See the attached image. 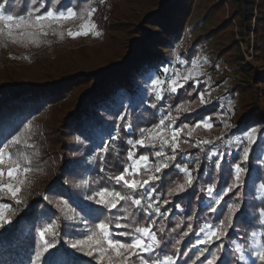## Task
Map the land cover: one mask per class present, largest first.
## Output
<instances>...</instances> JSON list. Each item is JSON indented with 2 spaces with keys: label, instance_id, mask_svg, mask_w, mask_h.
<instances>
[{
  "label": "rangeland",
  "instance_id": "obj_1",
  "mask_svg": "<svg viewBox=\"0 0 264 264\" xmlns=\"http://www.w3.org/2000/svg\"><path fill=\"white\" fill-rule=\"evenodd\" d=\"M93 1L95 4L81 3L77 7L67 6L62 9H56L54 5L47 10L58 12L73 8L80 12L85 7H95L92 20L97 25L99 36L89 34L75 39L69 37V30L77 31L80 24L84 23L73 19L59 25L53 24L48 35L40 38L39 44H29L27 47L0 37V87L18 84L43 87L65 75L108 73L114 68L119 70L120 78L126 83L124 87L115 88L95 105L89 103L85 95L90 93L97 80L82 81L60 101L47 104L40 113L28 116L22 130L14 134L21 135V144L11 145L6 151L15 158L29 156L34 170L26 174L27 181L18 194L17 198L22 203H15L6 191L0 193V203L6 202L9 205L4 210L5 220L10 222L20 211L26 210L34 195L40 193L44 185L57 179L62 186V190L53 188L43 196L49 211L56 213L57 217L33 225L35 244L40 245L37 253H41V256L39 260L37 256L33 257L31 264H54L49 261L54 250H63L68 256L77 255L94 264H108L107 258L101 261L96 253L88 256L71 246L76 241L85 240L101 221L110 224L114 239L128 242V238L120 233L130 229H117L115 223L119 217L121 224L133 225L127 206L132 204L131 201H121L116 209L95 203L98 191L104 188L119 191V185H123V182L117 185L112 179L117 174L109 169L105 154L113 148L118 132L122 128L130 129L134 111L149 107L151 101H163L172 92L173 80L178 81L176 90L181 85L190 84L195 94L194 98L188 96L177 106L169 108L167 113L171 120H167L166 124L181 128L178 139L183 134L193 140V145L198 140H207L211 158L220 159L225 155L229 161L239 155L242 161L243 148L248 146L245 133L251 128L257 129L256 142L252 144L257 147L254 170L245 187L235 188L224 196L219 206L215 204L216 195L233 183L237 162L226 169L232 177L226 188L219 189L222 177L214 171L210 184L202 189L203 198L200 203L205 213L199 225L200 235L197 233L192 249L198 253L204 251L203 264L221 244L223 247L217 253L218 257L226 250H232L240 264H261L254 252L258 251L260 243H264V135H261L264 120L252 117L244 124H237L241 115L254 103L264 107L262 95L255 97L256 89H261V84H254L253 73L254 70L260 73L259 67L263 61L254 59L252 36H249L250 46L247 47L239 36L240 28L236 20L230 21V5L224 0ZM5 11L17 13L8 5ZM225 22L229 24L221 28ZM134 50L135 56L128 61V67L123 66L128 53ZM193 60L197 61L195 70ZM164 69H168L167 73ZM193 71L201 74L193 75L185 81L183 77ZM111 79L107 76L108 83ZM156 79L164 83L153 86L152 82ZM201 93H204V104L200 102ZM212 103L218 104L215 117L220 119V128L214 127L209 117L202 120L210 121L211 128L203 125L195 127L202 120L194 124L177 123L183 115L206 108ZM185 124L190 127L183 128ZM166 132L165 128L161 134ZM12 136L2 141L0 148ZM168 137L171 139L170 133ZM129 140L132 139H128L127 143ZM29 144L32 147H28ZM149 146L146 139V146L141 148ZM131 163L127 159L124 168ZM210 163L213 165V162ZM148 165L153 167L150 160ZM143 168L142 164L135 178ZM4 182H8L7 176ZM209 187L214 189L211 197L207 192ZM230 204L241 205V211L233 217L232 226L224 229L227 235L230 231L235 238L229 240L225 235L213 243L210 249L198 244L197 241L203 238L211 226L220 227V222L228 215ZM88 207H101L107 214L100 222L90 224L86 220L89 215L85 213ZM213 207L216 208L215 212L210 210ZM241 215L246 218L249 227L239 225ZM31 228L27 223L21 227V241H24ZM45 228L52 231L46 232L41 239L40 233ZM45 241L52 245L47 251ZM238 245L242 253L235 251ZM154 251L145 253L144 257L154 260ZM240 254L245 256V261H240ZM133 264H140V259L133 258Z\"/></svg>",
  "mask_w": 264,
  "mask_h": 264
},
{
  "label": "trees",
  "instance_id": "obj_2",
  "mask_svg": "<svg viewBox=\"0 0 264 264\" xmlns=\"http://www.w3.org/2000/svg\"><path fill=\"white\" fill-rule=\"evenodd\" d=\"M225 1H228L230 5V21L236 20L240 28L239 36L241 40L249 47V36L251 35L252 49L255 53L254 59L263 61L262 66L259 67L260 73L254 70L253 81L255 85L261 84V89H256L255 97L258 98L259 94H261L264 98V0ZM81 3L95 4L93 0H59V3L57 0H38L37 6L43 4L44 7L41 8V12H44L54 5L56 9H62L67 6L77 7ZM6 5L11 10L15 9L17 11L15 14L26 13L28 9L35 7L32 5L31 0H8ZM228 24L229 22L223 23L221 28ZM134 52L135 50L128 53V58L123 66L128 67V61L135 56ZM250 66L256 69L253 64H250ZM119 74V70L114 68L108 73L65 75L43 87L24 84L7 88L0 87V144L12 135L18 134L22 130L28 116L40 113L47 104H54L60 101L69 90L82 81L90 82L97 80V84L90 93L85 95L89 103L97 105L115 88L126 85ZM107 76L112 78L109 83ZM192 91V85L186 84L175 92H170L160 103L151 101L149 107H143L139 111H134L130 129L125 130L122 128L118 132L113 148L109 149L105 154V162L107 161L109 169L115 174L121 173L127 163L128 151L131 148L127 140L132 139L134 141L138 139L141 128H151L153 125L159 123L160 119L168 117V112L162 108L163 104H167L172 109L188 96L194 98L195 94ZM217 108L218 104L212 103L206 108L183 115L182 119H178L177 123L188 122L194 124L204 117H209L214 127L220 128V119L215 117ZM252 117H259L264 120V107H261L258 103H254L249 107L248 111L241 115L237 120V124H244ZM176 127L178 126H173V128ZM162 130L164 129L160 131ZM168 139L171 140L169 137ZM192 145V139H187L183 134L179 137L175 153L176 160L170 162V167L162 170V173H155V175L160 176V179L152 182L154 190L151 192V197L144 194L143 190H137L134 193L123 185H119L118 187L122 193H129L136 199L142 198V203L139 206L130 203L127 205L130 211L129 218L133 225H147L155 222L152 223V231L157 237L159 247L154 251V260L159 259L163 261L164 255H170L173 257V264H203L205 257L200 256L197 251L192 249L193 242L199 231V225L205 213V208L200 203L203 198L201 194L202 189L210 184V177L214 171L222 177L219 189L223 190L226 188L228 180H232L231 174L226 169L229 165L237 162L246 169L241 173V186L245 187L247 182L252 178L257 153L255 145L250 146L247 162H242L239 155L233 156L229 161L225 159L224 154V157L214 159L211 158L208 144H201L196 147ZM161 150L165 153V157L173 154L170 146L161 148L158 142L155 147L151 145L147 148L137 146L133 149L137 157L141 154L149 156L153 167L154 162L156 164L164 159V157L155 156V152ZM217 160L221 163L220 168L216 167ZM210 162H213V165ZM177 165L189 169L191 175L194 177L193 185L190 188L186 186V191L183 193L169 195L171 189L175 188L178 184L185 183V174L179 171ZM146 177L147 175L143 168L136 179ZM61 187L57 179L44 185L39 191L40 193L34 195L26 210L20 211L7 225L0 227V264L32 263V258L37 256V250L40 247V245L35 244L36 238L34 231H32L33 225L57 217L56 213L49 211L50 209L44 201L43 196L49 190L53 188L60 189ZM165 201H168V203H165ZM148 203H152L154 208L148 209ZM155 207H159L160 213H166V215L157 213ZM85 213L89 215L86 220L90 224L100 222L102 217L107 214L106 210L101 207H88ZM238 220L240 226L249 227L244 216L241 215ZM25 223L32 227V233L30 231L24 241H21L19 239V232ZM186 232L188 235L185 236ZM227 238L233 240L235 236L229 231ZM219 258L217 264H240L232 250H226L224 254L219 255ZM49 261L54 264H94L77 255L68 256L67 252L63 250H54L49 256Z\"/></svg>",
  "mask_w": 264,
  "mask_h": 264
},
{
  "label": "snow or ice",
  "instance_id": "obj_3",
  "mask_svg": "<svg viewBox=\"0 0 264 264\" xmlns=\"http://www.w3.org/2000/svg\"><path fill=\"white\" fill-rule=\"evenodd\" d=\"M59 3V0H57ZM8 0H4V2H0V37H6L11 40L12 43L21 44L27 47L29 44H39L40 38L47 36L49 29L52 28L53 24L59 25L63 21L79 19L84 21V23L80 24L79 30L71 31L69 30L67 35L73 39L79 36H88L89 34H93L99 36L100 33L97 31V25L93 22L92 17L96 12L95 7H85L81 9L80 12H77L73 8H67L66 11H58L54 12L49 9L44 13H41V8L44 7L43 4H38V0H31L34 8L28 9L26 14H12L10 12H6V4ZM39 13V14H37ZM193 69L195 70L197 67V61H192ZM168 69H164V72L167 73ZM199 72H191L188 76H184L183 79L187 81L193 75H200ZM153 86L163 84L164 81L160 79L153 80ZM178 81L173 80L171 82V91H176V85ZM182 87V85H181ZM200 102L204 104L206 101L204 100V93L200 94ZM166 120H171V117H166L160 119L159 123L153 125L151 128H141L140 129V138L136 140H129L128 144L131 145V148L128 151V160L132 163L130 166L125 167L123 171L112 179L115 180V183L119 185L123 182V186L133 192L137 190H143L144 194L151 197V192L153 189L152 182L159 180L160 176L155 175V173H162V170L168 169L170 167V162L176 160L175 153L177 151V139L178 134L181 131V128L178 126L173 128L172 125L166 124ZM203 125L205 128H211L212 124L210 121H200L199 124L195 125V127H199ZM189 125H183V128H189ZM167 129V132L171 134V140L168 139L167 134H161V129ZM256 128H251L249 131L245 133V138L248 142V146L243 148L242 153V162H247L249 159V151L250 146L256 142ZM191 135V132H189ZM261 135H264V131L261 132ZM112 139H116V137H112ZM146 139L149 145L155 147L158 142L163 148L164 146H170L172 149V155L166 156L165 153L161 151H156V157H164V159L160 160L153 167L148 165L149 156L147 155H139L138 157L135 155L133 149L137 146L145 147ZM209 141H197L196 145L193 147L199 146L201 144H208ZM21 144V135H13L11 140H9L3 148H0V193L7 192L14 200L15 203H22L20 199H18V194L21 192V186L27 181L26 174L32 172L34 169L31 167V158L27 155H23L22 158H15L13 155L6 151L11 145H19ZM28 147H32V145H28ZM213 155H216L213 153ZM144 165V172L147 175V178L136 179L135 176L138 174L141 165ZM180 172L185 174V183L178 184L175 188L171 189L169 195L183 193L186 191L187 187H192L194 177L191 175L189 169L187 167H183L177 165ZM216 167L220 168L221 163L219 160L216 161ZM6 168V171H5ZM246 169L241 166L240 163H237L234 166V180L231 185H229L221 194L216 195L215 204L217 206L220 205L224 196H227L230 192H233L235 188H239L241 186V173H243ZM7 176L8 182H4V178ZM126 176H131L133 178H126ZM209 196H213L214 189L209 187L207 189ZM95 203L104 205L109 209H116L121 201H131L133 205L139 206L142 203V198L136 199L129 193H122L115 189H107L104 188L96 193ZM89 199H94V197H89ZM168 203V201H165ZM9 205L5 203H0V227H3L5 224H8L9 221L4 218V210L8 209ZM148 209H153L154 205L152 203H148ZM212 212L216 211V208L213 207L210 209ZM155 211L160 213L159 207H155ZM241 211L240 204H230L228 206V215L225 217L223 221L220 222V227L216 228L215 226H211L207 232L204 233L203 238L197 241L198 244L206 245L208 249L211 248V245L216 241L221 240V238L227 233L224 231L226 227L232 226L233 217L237 212ZM162 215H166V213H160ZM119 217H117L115 228H126L130 229L129 231H125L120 233V235H124L128 238V242H122L118 239L113 238L112 231L110 230V224L104 221H101L99 224L95 226V231L92 232L91 235L87 236L85 240H79L73 243L71 246L73 248H77L78 250L84 252L85 255L93 256L94 253L97 254V257L103 261L107 258L108 264H133V258L138 257L140 259V264H173V257L170 255H164L163 261L157 260H148L144 257L145 253H150L159 247V243L157 241V237L155 233L152 231V222L147 225H124L120 223ZM264 223V222H262ZM162 230V229H161ZM52 231L50 228H45L41 233V239L44 238L46 232ZM55 235V233H53ZM185 236L188 235L186 232ZM198 235H200L198 233ZM179 243V241H177ZM45 251L48 248L52 247L50 242L45 241ZM223 245L217 247L215 252H211V258L206 259V264H217L219 261V257L217 253L221 250ZM235 251L237 253H242L241 246H237ZM113 254L115 259H113ZM200 256H204V251L199 253ZM41 253H37V260L40 259ZM254 256L259 259L261 264H264V243H260L258 245V251L254 252ZM199 258V257H198ZM240 261H245V256L240 254Z\"/></svg>",
  "mask_w": 264,
  "mask_h": 264
},
{
  "label": "built area",
  "instance_id": "obj_4",
  "mask_svg": "<svg viewBox=\"0 0 264 264\" xmlns=\"http://www.w3.org/2000/svg\"><path fill=\"white\" fill-rule=\"evenodd\" d=\"M162 108H163L164 111H167V112L170 111V109H169V107H168L167 104H163V105H162ZM166 134L169 136V133H168V132H166Z\"/></svg>",
  "mask_w": 264,
  "mask_h": 264
}]
</instances>
